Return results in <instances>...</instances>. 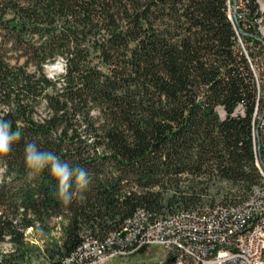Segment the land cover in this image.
Listing matches in <instances>:
<instances>
[{"label": "trees", "instance_id": "1", "mask_svg": "<svg viewBox=\"0 0 264 264\" xmlns=\"http://www.w3.org/2000/svg\"><path fill=\"white\" fill-rule=\"evenodd\" d=\"M0 116L19 133L0 156V264L77 263L94 245L96 258L144 253L147 232L180 214L229 235L264 194V12L257 0H0ZM32 141L87 170L89 190L64 204L48 169L29 177ZM138 219L132 247L119 234ZM210 243L191 240L185 264Z\"/></svg>", "mask_w": 264, "mask_h": 264}, {"label": "built area", "instance_id": "2", "mask_svg": "<svg viewBox=\"0 0 264 264\" xmlns=\"http://www.w3.org/2000/svg\"><path fill=\"white\" fill-rule=\"evenodd\" d=\"M249 213H241L240 220H233L229 223V235L224 231H219V224L213 221H205L201 213L195 216L184 215V222H177V218L173 221H159L157 227H152V231L145 239V246L158 245L170 251L171 257L168 264H185L183 259L184 253L192 252L193 248L190 244L192 241L206 239L210 242V246L215 248V252L211 256L203 253L194 264H212L220 262L222 264H264V194L260 192L259 199L253 203ZM211 210V209H210ZM223 216L226 215V210H218ZM143 217V216H142ZM146 222L139 220L131 221L126 224V230L121 232L119 236H124L127 239L129 246H134L135 237L138 234L139 227ZM239 223L238 232H230V225ZM126 232L125 235H122ZM99 246H86L83 249L84 258L77 263L68 259V264H95L96 255L94 248ZM136 247L133 250H137ZM124 250H110L109 257L112 255L131 254ZM106 251V250H105Z\"/></svg>", "mask_w": 264, "mask_h": 264}, {"label": "clouds", "instance_id": "3", "mask_svg": "<svg viewBox=\"0 0 264 264\" xmlns=\"http://www.w3.org/2000/svg\"><path fill=\"white\" fill-rule=\"evenodd\" d=\"M18 138L19 133L12 130V122L0 116V156L10 153ZM24 163L29 177H34L45 169L49 170L56 181V197L64 204L71 203L75 196L89 190L91 178L87 170L62 161L52 151L40 150L35 141L25 145Z\"/></svg>", "mask_w": 264, "mask_h": 264}, {"label": "rangeland", "instance_id": "4", "mask_svg": "<svg viewBox=\"0 0 264 264\" xmlns=\"http://www.w3.org/2000/svg\"><path fill=\"white\" fill-rule=\"evenodd\" d=\"M257 1L260 9L264 12V0ZM45 71L48 74V77L60 74L63 72V62L58 60L56 63L46 65ZM26 236H28L27 240L40 244V241H38L39 234H34L32 229L27 230ZM105 257L106 256L102 257L101 261L96 262L95 264H168L171 255L170 251L162 246L149 245L144 253L132 252L128 255L121 254ZM28 264H49V262L42 255L34 254Z\"/></svg>", "mask_w": 264, "mask_h": 264}, {"label": "bare ground", "instance_id": "5", "mask_svg": "<svg viewBox=\"0 0 264 264\" xmlns=\"http://www.w3.org/2000/svg\"><path fill=\"white\" fill-rule=\"evenodd\" d=\"M249 204V206H253L252 204H253V202H250V203H248ZM155 227H157V226H155ZM152 231V229H150L149 230V232H147V236L149 235V233ZM7 240H8V237L6 238ZM10 247H11V245L8 243V242H5V243H3V250L5 251V252H7L9 249H10ZM104 256H108L109 257V255H106V254H99V255H97V258H96V262H99V261H101V259H102V257H104ZM105 257V258H106ZM104 259V258H103ZM103 261V260H102ZM212 264H222V263H220V262H213Z\"/></svg>", "mask_w": 264, "mask_h": 264}, {"label": "water", "instance_id": "6", "mask_svg": "<svg viewBox=\"0 0 264 264\" xmlns=\"http://www.w3.org/2000/svg\"><path fill=\"white\" fill-rule=\"evenodd\" d=\"M125 234H126V232L123 233V235H125Z\"/></svg>", "mask_w": 264, "mask_h": 264}]
</instances>
